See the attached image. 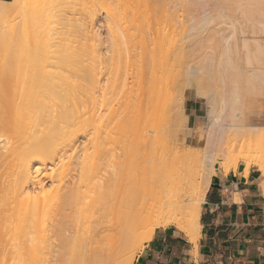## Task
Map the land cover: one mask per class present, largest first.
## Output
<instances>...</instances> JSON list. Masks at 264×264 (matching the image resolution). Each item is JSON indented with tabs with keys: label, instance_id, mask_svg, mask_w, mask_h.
Wrapping results in <instances>:
<instances>
[{
	"label": "bare ground",
	"instance_id": "bare-ground-1",
	"mask_svg": "<svg viewBox=\"0 0 264 264\" xmlns=\"http://www.w3.org/2000/svg\"><path fill=\"white\" fill-rule=\"evenodd\" d=\"M34 1L0 0L1 16L33 13L0 23V246L9 248L0 264H37L45 249L52 264H131L154 230L171 225L196 241L218 161L254 165L264 193V0H189L213 9L208 47L195 26L176 44L161 28L97 37L93 17L54 19L65 27L57 30ZM152 3L161 14L167 4ZM196 56L213 64L206 77L219 87L200 128L182 124L186 97L179 87L177 101L167 80L177 67L200 79ZM200 82L193 97L203 98Z\"/></svg>",
	"mask_w": 264,
	"mask_h": 264
},
{
	"label": "rangeland",
	"instance_id": "rangeland-1",
	"mask_svg": "<svg viewBox=\"0 0 264 264\" xmlns=\"http://www.w3.org/2000/svg\"><path fill=\"white\" fill-rule=\"evenodd\" d=\"M9 1V0H8ZM120 1V0H119ZM121 1H123V0H121ZM120 1V3L116 0V1H114V0H35L34 1V3L32 2L31 3V6L33 5V4H35L34 5V7H35V9H36V6L38 7V8H44V10L43 9H41L42 11H44L43 13L44 14H42V18L44 19V17H43V15H47L49 18L48 19H50V20H54V19H58L59 20V22H58V20H54L55 22L57 21L58 23H64L65 21L66 22H70V21H72L73 23L74 22H76V23H78V21H79V23H80V21H83V22H86V23H88V21L91 19V17H93V20H92V23L89 25V27L90 28H92V29H94L93 30V33H94V31H95V36H97V37H101V38H105L106 36L107 37H110V36H114V35H117V36H119V35H121L122 34V32L123 31H125L124 33L125 34H127L128 36H132V37H137V36H135V35H139V33L141 32V30H144L143 31V34L144 35H147V33L148 34H150V35H153L152 34V31L151 30H155V29H157V28H161V29H165L167 32H168V37L170 38V40H172V39H176V41H174L173 43L174 44H176L175 42H179V40H180V38H181V40H184V39H186V38H190V37H192V36H187L186 35V32L188 31H192L193 29H191V27H194L195 26V28H196V31H195V29H194V31L193 32H190V33H192V35H195V34H201V36H199V35H195L196 37H197V40L198 41H200L201 40V42H202V40H204V38H205V40H204V43H202L203 45H206L207 47H208V45H209V43H210V45H211V42L213 41V38H212V41L210 42V38H209V36H208V38L210 39H208L207 40V33H208V28L210 27V24L212 23V19H213V9H212V7L211 6H209L208 5V3H207V1H205L206 2V4L205 5H203V3L202 2H200V3H202V4H200L199 2H194V1H192L193 3H190V1L189 0H178V1H180V3L177 1V0H166V6H165V8H164V11H163V13L161 14V13H159L155 8H153V4L154 3H152V0H149V1H147V0H127V1H129V2H126L125 0H124V2H121ZM135 1V2H134ZM141 1V2H140ZM170 1V2H169ZM175 1V2H174ZM186 1V2H185ZM188 1V2H187ZM118 2V3H117ZM144 2L146 3V4H144ZM151 2V3H150ZM153 2H154V0H153ZM177 2V3H176ZM147 3H148V5H147ZM185 4V5H184ZM188 4V5H187ZM30 6V5H29ZM27 7L28 8V10L30 11V8H32V7ZM19 8V7H18ZM22 8H23V10H22ZM26 8V6H24V7H21V8H19L20 10H18V9H16L15 11H20V12H15V11H13V9H12V11H8L6 14H4V16H1V15H3V14H0V23H1V27L3 26V23L5 24L4 26H3V29L5 28V27H8L7 25L9 24V26L11 25V23L12 24H14V23H16V21H17V23H18V21H20V19L22 18V19H26V18H29V16H31L33 13L32 12H34V13H36V11H37V13H38V10H32L31 9V15H28L27 13L28 12H26V10H24ZM37 8V9H38ZM46 8V9H45ZM34 9V8H33ZM27 10V11H28ZM41 10L39 11V13L41 12ZM45 12H48V13H45ZM26 13V14H25ZM20 16H19V15ZM41 14V13H40ZM51 17H50V16ZM15 17V18H14ZM46 17V16H45ZM18 18V19H17ZM20 18V19H19ZM22 19H21V22H22ZM6 20H7V22H6ZM8 20H9V22H8ZM47 20V19H46ZM61 20V21H60ZM6 23H5V22ZM54 21H52V23H54ZM21 22H19L18 24H20ZM47 22H48V20H47ZM56 22V23H57ZM65 22V23H66ZM68 22V23H69ZM211 22V23H210ZM50 23H51V21H50ZM49 23V24H50ZM51 23V24H52ZM55 23V24H56ZM57 23V24H58ZM67 23V24H68ZM50 24V25H51ZM71 24V23H70ZM75 24V23H74ZM53 25V24H52ZM64 24H62V26H63ZM66 25V24H65ZM69 25V24H68ZM68 25H66L67 26V28L70 26H68ZM209 25V26H208ZM59 26L61 27V25L60 24H58V25H53V28L55 27H57V30H60V28H59ZM199 26V27H198ZM64 27V26H63ZM63 27H61L62 29L61 30H63ZM204 27V28H203ZM8 29V28H7ZM64 29H65V27H64ZM191 29V30H190ZM206 29V30H205ZM210 29V28H209ZM5 30V29H4ZM111 30H112V32H111ZM115 30V32H113ZM147 30H149V31H147ZM110 31V32H109ZM205 31V32H204ZM207 32V33H206ZM210 32V31H209ZM154 33H155V31H154ZM204 33V34H203ZM203 34V35H202ZM189 35V34H188ZM191 35V34H190ZM204 35H206V37L204 36ZM208 35H209V33H208ZM140 36H141V34H140ZM186 37V38H184V39H182V37ZM199 36V37H198ZM203 36H204V38H203ZM196 37H194V38H196ZM200 37H202V38H200ZM168 38V39H169ZM196 40V41H197ZM173 41V40H172ZM172 41H171V43H172ZM196 42L197 43V47L199 46L200 47V43L199 42ZM181 42V41H180ZM199 43V44H198ZM212 44H213V42H212ZM203 46L201 45V47H200V53H201V51L202 52H207L206 50H204L205 49V47H204V49H201ZM211 48H212V46H211ZM211 48H210V50H211ZM195 49H197V48H194V50ZM199 49V48H198ZM207 49V48H206ZM193 50V51H194ZM204 50V51H203ZM210 50H209V48H208V52L209 53H213V52H210ZM196 51V52H195ZM194 52L196 53V54H198L199 52L197 51V50H195ZM212 51H213V48H212ZM198 52V53H197ZM193 53V52H192ZM191 54V53H190ZM203 54V53H202ZM194 55V53L191 55V56H193ZM200 55V54H199ZM206 55V53L204 54V56ZM207 55H209V54H207ZM206 55V56H207ZM190 56V55H189ZM188 56V57H189ZM201 56V55H200ZM199 56V57H200ZM197 57V59H198V61H199V57L198 56H196ZM203 57V56H202ZM211 56H209L208 58H210ZM186 58H187V56H186ZM192 58V57H191ZM191 58H189V59H191ZM194 58V57H193ZM200 59H204V60H206L205 59V57L204 58H200ZM183 60V59H182ZM181 60V62H179V64H177V63H175L176 65H181L180 63H182L183 61ZM196 60V58L194 59V61L193 62H195V64L197 63H199L198 65L199 66H201V67H203V70H204V72H203V74H201L199 77H201L200 79H202V82H200L201 84H203V85H200V87H202V88H200V90H198L199 88H196V91L199 93V94H201V96L203 97V98H201V97H193L192 95H190L188 92H190L191 91V88L193 87V82H195V80H200V79H196L198 76V74H196V73H194V79L195 80H193V78L192 77H190V78H188V76H190V75H186L185 73L187 72H185L184 73V71H185V69H183V67H177V69H176V71H175V68H173V69H171V67L169 68L168 67V70H170V71H172V70H174V72L172 71V72H170L169 71V73H172V74H175L176 72H178V74H175V78H174V76L171 74V78L169 77V76H167L168 78H170V79H167L166 77H165V79H167V80H169L171 83L170 84H172L171 85V89H172V92H173V94H174V96L176 95H178L176 98H177V101L178 100H181V99H183V97H186L185 99H183V101H184V103H183V106H184V116H186L185 118H183V122H185V123H183L182 122V124H184V125H187L188 126V124L190 123V125H194L195 124V122H196V126L198 127V128H200L201 126H202V121L201 120H203L204 119V117H205V115H206V113H209V109H211V108H213V106H216V105H218V103H217V101H219V100H216L215 99V96H216V94L219 92V91H217V90H219V87H216L217 88V90H215V89H212V85H213V88H215L214 86V84H217V83H215L214 81V78H216L215 76H214V78H213V76H212V78H213V80L214 81H212V79H210V81H209V77L207 78L206 77V75L207 74H209V76H210V72H208L207 74H206V72L208 71H205L206 69H207V65L208 64H210V63H208L206 66H205V64L203 63V66H202V64L200 63V61L199 62H196L195 61ZM185 61V60H184ZM187 62H188V59H187ZM186 62V63H187ZM202 62V61H201ZM204 62V61H203ZM185 63V62H184ZM186 63L184 64V65H186ZM205 63H206V61H205ZM188 65H189V63H187ZM190 64H191V61H190ZM201 64V65H200ZM176 65H174V66H176ZM183 65V64H182ZM198 65H196L197 67H199ZM211 65H213V64H210V66ZM173 66V67H174ZM195 66V67H196ZM209 66V70H211V69H213L214 68V66H211L210 67ZM187 67V66H186ZM200 67V68H201ZM184 68H185V66H184ZM199 68V69H200ZM187 69H189L190 70V68H186V70ZM194 69H196V68H194ZM193 69V70H194ZM198 69V70H199ZM224 70H226L225 68H223ZM222 69V70H223ZM167 70V71H168ZM192 70V69H191ZM190 70V71H191ZM198 70L196 69V71H194V72H197L198 73ZM201 71V73H202V70H200ZM189 72V71H188ZM215 72V70L213 71L212 70V72H211V74H213ZM190 73V72H189ZM216 73H218V71L216 72ZM200 74V73H199ZM214 75V74H213ZM166 76V75H165ZM208 76V75H207ZM1 77H2V74H1V72H0V82H1ZM187 77V78H186ZM173 79V80H172ZM190 79V80H189ZM166 80V81H167ZM217 80H219V79H216V82H218L219 84L221 83V81L222 80H219V81H217ZM175 81V82H174ZM190 81V82H189ZM191 82H192V84H191ZM226 82V83H225ZM224 82V84L225 85H227L226 86V88L228 87V82L227 81H225ZM167 83L169 84V82L167 81ZM170 84H169V86H170ZM167 85V84H166ZM183 86V87H182ZM216 86H218V85H216ZM167 87V86H166ZM165 87V88H166ZM179 87H180V89L182 88V91L181 90H179ZM204 87V88H203ZM169 88V87H168ZM168 88H166L167 89V91L169 90ZM225 88V89H226ZM170 89V90H171ZM202 89V90H201ZM215 90V91H214ZM221 90V89H220ZM166 91V90H165ZM213 93H215V94H212V92ZM179 92H182V98L181 99H179L180 98V94H179ZM164 93H166V92H164ZM171 93V92H170ZM170 93L168 92V94H166L167 96H169L170 97V99H171V96H170ZM172 94V93H171ZM218 95L219 94H217V96H216V98H218ZM164 97H166L165 95H163ZM163 96L161 97V99L162 100H164L163 99ZM173 96V97H174ZM174 97V99H176ZM160 98V97H159ZM189 98H193V99H195L196 100V105H197V112H196V114H193V111H190V110H186V107H187V100L189 99ZM166 99H169V98H165V100ZM162 100H160V102L162 101ZM166 101H168V100H166ZM172 101H175V100H173L172 99ZM163 102H165V101H163ZM162 102V103H163ZM169 102H171V100L169 101ZM168 102V103H169ZM161 103V104H162ZM161 104H159V105H161ZM170 104V103H169ZM164 105H166V104H164ZM171 105V104H170ZM162 106H163V104H162ZM161 106V107H162ZM157 107H158V105H157ZM164 106H163V110H164ZM167 109H168V107H166ZM165 108V109H166ZM169 108H170V106H169ZM158 109V108H157ZM166 109V110H167ZM162 110V111H163ZM157 111H161V109H159V110H157ZM167 111H169V112H172L173 113V111H170V110H167ZM156 113V112H155ZM158 113V112H157ZM162 113V112H161ZM166 113H168V112H166ZM165 113V115H167ZM172 113H171V115H172ZM159 114V113H158ZM164 114V113H163ZM162 114V115H163ZM164 115V116H165ZM170 115V116H171ZM167 116H169V115H167ZM169 116V117H170ZM157 118H159L158 117V115H157ZM169 119V118H168ZM154 120V119H153ZM157 120V119H156ZM155 120V121H156ZM163 120V123H164V120H165V123L167 122L166 121V117L165 118H163L162 119ZM161 120V121H162ZM154 121V122H155ZM159 121V120H158ZM160 124V126L162 127L163 125H162V122H160L159 123ZM183 125V126H184ZM159 126V127H160ZM186 127V126H185ZM185 127L182 129L183 130V132H187V131H190L191 129H188V127H186L187 129H186V131H184V129H185ZM160 134V133H159ZM162 135V134H161ZM161 137H163V135L162 136H160V138ZM163 139H166L165 137L163 138ZM195 139V140H194ZM160 140H162V139H160ZM193 140V143L195 142V144H199L200 145V148L202 147V145H203V143H202V141H200V139L198 138L197 139V137H195V138H193L192 139ZM163 142H165V140L163 141ZM167 142V141H166ZM160 143H162L161 141H160ZM192 143V144H193ZM162 144H164V143H162ZM162 144H159V149L160 148H162L163 146L164 147H166L165 146V144L162 146V147H160ZM194 146V145H193ZM197 147V146H196ZM195 146L194 147H192V148H196ZM163 149V148H162ZM166 149V148H165ZM244 163V164H246V162H245V160H243V159H241L240 161H239V163ZM238 163V164H239ZM237 164V165H238ZM236 165V166H237ZM217 166H220V167H222V164L218 161L217 162V165H216V167ZM235 166V164H234V161L232 162V163H230L229 164V166L227 167V169L225 168L224 169V167H222L223 168V170L224 171H228L229 169H231V168H235L236 167ZM251 166H254V165H251ZM250 166V167H251ZM255 167V166H254ZM256 168V167H255ZM257 169V168H256ZM216 171V170H215ZM226 171V172H227ZM258 171V170H257ZM1 225V224H0ZM171 226H173V225H171ZM175 227V226H174ZM2 230V228L0 227V231ZM2 232V231H1ZM0 243L2 244V245H6V244H4L3 242H2V240H1V238H0ZM8 246V245H7ZM7 246H3V247H1L0 246V257L3 259V258H6V256L8 255V253H9V248L7 247ZM7 249H5V248ZM3 250L5 251V252H3ZM48 250V249H47ZM46 249L45 250H43V252L40 254V257L38 258V263L37 264H52L53 263V256H52V254H53V252L51 251H47ZM8 251V252H7ZM7 253V254H6ZM2 254V255H1ZM138 254V253H137ZM137 254L135 255V258H136V256H137ZM4 255H5V257H4ZM0 258V261H2V259ZM135 258H134V260H135ZM134 260H133V262H134ZM1 263V262H0ZM65 263V262H64ZM63 263V264H64ZM131 264H133V263H131Z\"/></svg>",
	"mask_w": 264,
	"mask_h": 264
},
{
	"label": "crops",
	"instance_id": "crops-1",
	"mask_svg": "<svg viewBox=\"0 0 264 264\" xmlns=\"http://www.w3.org/2000/svg\"><path fill=\"white\" fill-rule=\"evenodd\" d=\"M186 110L196 114L195 99L187 100ZM245 167L242 162L227 172L216 167L201 206L196 241L174 226L159 227L133 264H264V193L257 169L251 166L247 174Z\"/></svg>",
	"mask_w": 264,
	"mask_h": 264
}]
</instances>
